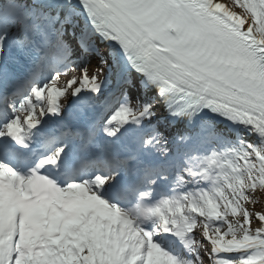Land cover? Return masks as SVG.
<instances>
[{
    "label": "snow or ice",
    "instance_id": "obj_1",
    "mask_svg": "<svg viewBox=\"0 0 264 264\" xmlns=\"http://www.w3.org/2000/svg\"><path fill=\"white\" fill-rule=\"evenodd\" d=\"M258 194L264 0H0V264H264Z\"/></svg>",
    "mask_w": 264,
    "mask_h": 264
},
{
    "label": "bare ground",
    "instance_id": "obj_2",
    "mask_svg": "<svg viewBox=\"0 0 264 264\" xmlns=\"http://www.w3.org/2000/svg\"><path fill=\"white\" fill-rule=\"evenodd\" d=\"M221 2H224L223 0H221ZM79 72H72L70 73V75L72 76H78ZM89 75H91V70L89 71ZM67 79H69V76H64L62 78V80L60 81V84L58 86H62L63 82L66 81ZM61 102L63 103V99H61ZM260 207L264 208V199H262V202L260 203ZM256 227V225H254V228Z\"/></svg>",
    "mask_w": 264,
    "mask_h": 264
},
{
    "label": "rangeland",
    "instance_id": "obj_3",
    "mask_svg": "<svg viewBox=\"0 0 264 264\" xmlns=\"http://www.w3.org/2000/svg\"><path fill=\"white\" fill-rule=\"evenodd\" d=\"M224 2H225V0H223ZM227 2H231V0H227ZM78 72V71H77ZM79 75V74H78ZM258 195H260L261 196V201H262V199H264V194H258ZM261 209V207H260V204H257L256 206H255V210H260ZM254 225L255 224H253V227H254Z\"/></svg>",
    "mask_w": 264,
    "mask_h": 264
}]
</instances>
